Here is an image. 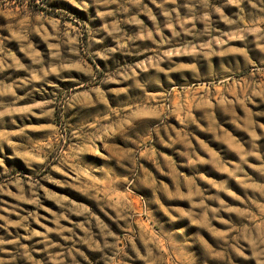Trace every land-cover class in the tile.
I'll list each match as a JSON object with an SVG mask.
<instances>
[{
	"label": "rangeland",
	"instance_id": "obj_1",
	"mask_svg": "<svg viewBox=\"0 0 264 264\" xmlns=\"http://www.w3.org/2000/svg\"><path fill=\"white\" fill-rule=\"evenodd\" d=\"M0 264H264V0H0Z\"/></svg>",
	"mask_w": 264,
	"mask_h": 264
}]
</instances>
